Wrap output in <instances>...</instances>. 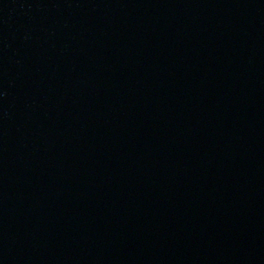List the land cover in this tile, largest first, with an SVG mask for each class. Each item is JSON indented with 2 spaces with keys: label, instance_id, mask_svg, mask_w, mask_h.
<instances>
[{
  "label": "water",
  "instance_id": "95a60500",
  "mask_svg": "<svg viewBox=\"0 0 264 264\" xmlns=\"http://www.w3.org/2000/svg\"><path fill=\"white\" fill-rule=\"evenodd\" d=\"M0 264H264V0H0Z\"/></svg>",
  "mask_w": 264,
  "mask_h": 264
}]
</instances>
